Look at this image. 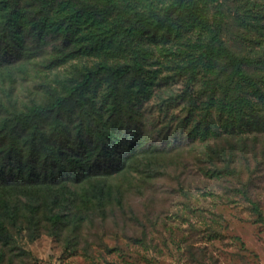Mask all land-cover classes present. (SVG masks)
<instances>
[{"label":"trees","instance_id":"16d2710c","mask_svg":"<svg viewBox=\"0 0 264 264\" xmlns=\"http://www.w3.org/2000/svg\"><path fill=\"white\" fill-rule=\"evenodd\" d=\"M24 31L52 40L48 69L93 65L25 110L0 102V242L10 240L3 221L17 223L6 209L19 193L44 190L53 207L102 212L108 189L100 180L169 148L145 147L137 116L159 82L180 78L203 174L220 184L226 204L239 198L264 225L256 200L264 183V0H0V68L21 55ZM44 216L51 229L70 223L58 211Z\"/></svg>","mask_w":264,"mask_h":264},{"label":"rangeland","instance_id":"374dc122","mask_svg":"<svg viewBox=\"0 0 264 264\" xmlns=\"http://www.w3.org/2000/svg\"><path fill=\"white\" fill-rule=\"evenodd\" d=\"M19 41L21 55L0 68V102L9 99L16 109L43 102L48 87L62 93L93 65L48 69L52 40L24 31ZM184 88L183 78L161 81L139 106L145 147L169 148L154 160L144 154L124 173L100 180L108 189L102 212L81 203L53 207L44 190L14 195L6 210L17 223L3 221L10 240L0 242V264H264V225L239 198L226 204L220 184L203 174V147L187 138ZM259 188L256 200L264 213V183ZM69 189L83 192L81 186ZM49 211L60 212L69 225L51 229L44 216Z\"/></svg>","mask_w":264,"mask_h":264}]
</instances>
